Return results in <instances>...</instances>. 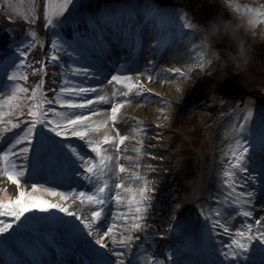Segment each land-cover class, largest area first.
Segmentation results:
<instances>
[{
    "label": "rangeland",
    "instance_id": "374dc122",
    "mask_svg": "<svg viewBox=\"0 0 264 264\" xmlns=\"http://www.w3.org/2000/svg\"><path fill=\"white\" fill-rule=\"evenodd\" d=\"M85 1L86 0H75V7L70 5L69 11L66 12L64 17L60 18L61 21L70 20L73 17L72 15H74V13L77 12L79 8L84 5ZM167 1L172 2V0H167ZM24 2L26 1L17 0L16 2L14 0L12 2L13 3L12 6L9 5L8 8H5V10L7 11L6 12L4 10L3 11L4 13H7L11 18H17L16 16L24 17V15L30 16L32 14L31 13L32 5L31 7L27 6V4ZM87 2H89V0H87ZM137 2L140 3V5H145L146 0H137ZM183 2H185L183 4L188 10H190V8H188L190 5L191 8L195 11V16H197V18L202 19L204 23H208L209 21H211L212 15L215 16V18H220L222 20H225V17L227 15L225 11L222 10V6H226L228 10L230 9L232 11V14L234 16H236L239 20L243 21L247 33L249 34V36L253 38L252 41L248 39L244 40L245 45H247V43L249 42L254 45H257V43L258 45H260L261 40L264 39V23H257L254 28L249 24V19L253 16L254 13L248 10H264V5L259 4L257 0H184ZM230 10L229 12L231 14ZM100 12L102 11L100 8H98L96 14ZM169 12L175 13L177 17H179L180 15L185 16L183 14L184 11L176 6H170ZM85 15L88 14L85 13ZM141 16L142 15L139 14L140 19ZM226 19L234 25V23L229 17H227ZM193 25H195L194 29L186 30L192 34L190 40L173 39V42L170 45L164 47L163 49H157L155 47L156 38L163 37L164 35L163 33L169 31V26L159 25V27L157 28L155 22L150 21L149 26L148 24H146L148 28V30L146 28V32H147L146 44L145 45L143 44L139 52L135 54V56H133L134 59L132 60V62H128L129 65L126 66L127 73H124L122 70L124 63L127 61L128 58H131L132 56V54L130 53L132 52L130 47L126 57L122 55V58H120L117 61H113L115 62V66L114 67L111 66L110 70L106 73L107 81L112 83V78L120 74V75L131 76L133 82L139 81V84L141 82H147L151 86V89L148 90L147 92L148 94H146L138 102L134 101L133 95L137 90H139V87L134 89L133 92L129 93V97H127V99H129L131 102L129 104L124 105L118 116V120L115 122L111 121V112H108V110L105 108L104 103L99 102V97L103 96L101 92H93L85 95H73V96H68L66 94L61 93V89H63L64 87H72V86L90 87V88L94 87L99 89V85L97 84V82L95 83L92 81H88L94 77L95 67L92 62V59L87 58L86 56H88L90 53L93 52L92 48L95 49L98 48V46L94 44L93 38L90 37L91 35L90 34L85 35L83 39L76 38L77 44L74 43L72 44L73 46L71 47L68 41L66 40L64 41L62 37L60 38L58 37L57 33L59 34V30L55 29L50 37L51 43L48 42L47 47L46 44L44 46V42H45L44 39L39 41V44L43 46V49H46L48 47H51L53 40H58L59 43H61L64 46V48L59 51L61 52L63 51L64 54H65L64 49L70 51L69 56L71 58L68 56H64V57H66L69 60V64L72 65V67L69 69L68 72L62 73V76L59 79H57L59 82H62L61 84H57V83L46 84L48 88L51 90L49 94L47 93L44 94L43 87L41 89L44 96L47 99L50 98V100L53 101V104L46 103L44 105V110L47 117L49 119L51 118L54 120L61 119L53 112H52L53 114H50L47 111L49 108L55 109L57 113H65L66 114L64 118L65 120L68 118H75L77 114H87L93 116L95 112H100L103 113V115L94 116V122L108 123L109 128L105 129L103 133H98V134H101L102 137L111 135L113 137H116L117 140H119V137L121 135L127 137L123 145H119V144L114 145L115 150L118 151L119 153V159L115 169H113V176H114L113 194L115 196L117 191L122 192V190L117 189L115 187V184L119 183L121 179L124 180L125 187H128L129 185H131L133 188L137 187L138 182L130 179L131 173L133 172L145 176L149 186L152 188V192L148 193L150 197V200L148 201L149 206L146 209V213L143 216V220L142 223L140 224V228L137 231L132 232V236L134 237V239L128 242L130 245L129 247H131L133 243H135V241H138L142 235L144 234L150 235L152 237V240L151 243L149 244L150 245L149 247L158 250V252L156 253L157 258L162 259V257L165 254H163L162 256L161 252H164L169 255L170 262L171 259L173 258V255L171 256L170 253L175 251L174 250L175 248L173 247L174 244L164 243L158 237L162 236V234L164 235L172 234V232L169 233V230L173 229V226L171 225L173 221L169 219H171V216L173 212L177 209V206H181L183 204V202L181 205L177 203L178 201L180 202V197L181 196L190 197L193 194H196L197 196L207 197L209 196V194H211L210 197H213L216 200L209 199V201L215 202L214 204L216 210L218 206L222 207V205L217 204V201L218 200L222 201L224 197L227 195V191H228L222 183L223 181L222 173L226 167L227 157L225 156V153L229 143L231 142V132L227 133L225 129V125L228 122V118H230L231 114L233 113L231 107H228L226 109V111L228 112L226 113L224 118V129L223 127H220L218 131H216L217 134H219V131H221L223 138L224 135L227 137L224 138V143L228 142L226 148H223V146L222 148L219 146L216 148V149H222V151L224 150V153L222 154L224 155L223 158H221L220 155H218L220 151L217 150V155L220 158L218 160L219 161L218 164L215 163L213 159L216 145H212L211 141L214 140V138L213 139L207 138V144L209 148L208 149L209 154L207 157L204 158L197 153L198 149L196 148L198 147L199 138L194 137L193 133L196 130H198V127L202 126L203 122L200 116L204 115L202 114L203 111L197 108L196 106V103L198 102L197 97H194L192 98L193 99L192 101L190 100L189 102H187V104L190 105L189 107H187L186 104V108L189 109V111H187V114L185 116L188 122H186L184 126L180 127V125L177 126L171 122L172 116L176 115V111H175L176 107H181L182 105L185 107L184 105L185 103L183 102L184 100L183 94L186 93V90L189 86V84H186L187 78L185 77L187 76L190 77V75H188L190 72H193L192 74H194V72L197 71L199 72L202 69L209 67L210 64L214 62V60L217 58L218 53L225 58L226 57L225 49L227 48L226 46L228 44L227 42L228 41L230 42V38L228 36H223L221 38L215 39L218 45V50L214 49L213 44L211 43V47L209 51L204 52L199 47V43H198L200 40V32L198 31V29L203 27V25H201L200 23H195ZM60 26L62 25L59 24L56 27H60ZM260 26L263 28L262 30H260ZM171 31L172 30H170L169 33H166L167 36L170 34ZM259 32L261 33L259 34ZM262 41L263 42L261 44H264V40ZM24 50L26 51L28 50V48L27 49L25 48ZM212 50L216 51L217 53L216 57H212L211 55ZM200 52L204 53L203 63L201 66H195L197 64H200L199 58L197 56V53ZM52 54L53 53H48V54L46 52L44 53L45 57L46 55H48V60L47 59L45 60L47 67L49 66L50 57ZM15 59L16 58L13 57L11 61ZM33 61L34 60L30 59L28 62L32 63ZM150 61H154V63L152 64H155L154 69L151 72L152 75L151 80L148 79L149 72L147 69L148 65L150 64L149 63ZM221 65L223 66V62ZM7 66L8 67L2 68L0 70V100H3L5 96L9 95L11 90L12 82L8 80V75L11 73L14 64L11 66V62H8ZM190 66H191V71L188 70ZM222 66L220 67L222 68ZM76 67L87 68L91 71L92 75L88 77L73 76L72 69ZM173 68L180 69L183 75H177L176 73L171 72L170 70ZM32 69L33 67L31 66H28L26 69H23L24 72L22 73L25 74L26 80L17 81L22 86L27 87L29 89L28 94H30V90L32 86L37 85L40 80L38 79L37 72L34 74L32 72ZM21 70L22 69H20V71ZM28 72L30 73L29 74L30 76L27 75ZM248 73H250L249 75L252 76L251 80H254L253 72L248 71ZM225 76L226 74L224 75V71H223L221 75V79ZM66 78L70 81V84L68 85H65L64 83ZM84 81H88L90 83L87 84L84 83ZM247 81L249 82L247 83L251 85L252 81L249 80ZM26 82H30L31 85L26 84ZM112 84H113L114 93L117 87L121 88V91L126 90L123 88V86L116 85L114 83ZM209 88L210 87L206 89H204V87L199 88V95L205 91L202 96L204 100H205V96L209 97L210 91H213L212 88L210 89ZM259 97L262 98L263 96H259ZM202 98H200L201 102L203 100ZM210 98H212V95L210 96ZM124 99L126 98L123 96L120 97L116 96V102L117 101L123 102ZM63 100H72L76 103H84V104L88 103L90 100H97V103L92 105L91 108L73 109L69 107H63L62 106ZM236 100H238V98ZM252 105L254 107H252ZM172 110H174V112H172ZM235 111L236 110H234V112ZM248 111H251L252 116L248 122L246 131L243 133V137L246 138L247 142H249L250 144L256 145L254 150L255 152L254 151L250 152V157H251L250 172L252 175H258L261 176L262 179H264V149L259 147L261 141V135L262 133H264V106L257 107L252 103V100L243 97V100L239 108V114H243V116L242 117L237 116L233 125H238L239 123H243V117L244 115L247 114ZM9 118L12 119L13 121L23 122L18 126L17 129L11 130L12 133H17V134L18 132L23 131V128L26 127L27 124L30 122V118L27 117V108L22 109L20 116H16L15 114H13L11 117H4V119H9ZM61 122H64V120H62ZM212 125H214V123H212ZM182 127L185 130H188L189 132L184 133L186 131ZM192 128L193 130L190 131V129ZM212 128H215V126H212ZM116 129H119V132H117ZM133 129H140V131L137 132L134 131ZM259 132H261V134H259ZM33 137H35V135ZM138 140L140 141L139 145H137ZM216 142H219V140L216 139ZM25 143L30 151V147L33 145V140L27 141ZM0 147H6L3 141H0ZM137 147H140L142 150V154L139 156H137V153L134 151V149H136ZM190 148H194V149H190ZM27 157L28 154L25 155L23 159H19V158L17 159V164L23 165L25 172L28 167ZM191 157H193L194 160H196L197 162V163L195 162V165L194 164L192 165L193 167L189 163ZM177 159H179L180 162L176 163L175 166H173V164L176 162ZM137 162H139L140 164L139 168L136 167ZM158 162H160V164ZM119 164H123L125 166L126 168L125 173L119 172ZM33 169L34 172H31L33 171ZM170 169L172 170L175 169V174H169V177H171L172 179L175 178L176 180L178 178V180H180L183 183L186 182V178L194 177L195 185L193 186V190L187 193L186 190H183L182 187H180V189H178L180 191L172 195L170 192L172 190L171 184L170 182H168L169 180L167 181L163 175L166 170H170ZM29 172H30L29 174L25 173V176L28 178L30 183H39L44 187L48 188V186L43 183L41 179L42 176L37 174L38 168H32ZM174 175H177V178L174 177ZM212 179L215 180L214 181L215 190L214 192L211 193L209 191V186ZM2 180H8V179L6 176L0 174V181ZM9 182L11 183L10 180ZM3 188L9 189L10 190L9 194L11 195H18V186L16 190H13V188L10 187L9 185H0L1 196L3 195ZM169 189L171 190L169 191ZM249 190L256 191L259 193L257 197H255L254 199L253 202L254 208L251 209L254 210L255 216L251 218L236 216L235 219H233L232 216L235 214L236 209L235 208L227 209L229 214L224 216L222 219L223 222H226L228 224V227L232 229L231 234L225 233L222 228L216 227L214 229L212 227L213 219H221V218L215 217L213 215L211 216V219L204 220L206 214L207 213L209 214L208 210H210V207L207 208V205L205 203H203L202 207L199 208V211L201 213L202 212L204 213V215L202 216L205 217H201V214L193 206L189 208L190 213H188V215L182 216L183 220H185L186 222L190 220V224L191 222H193V219L195 221L196 219H200V224L197 229V232L199 233L203 232L204 241L201 239L200 242L204 246H206L207 250L209 251L208 252L209 255L206 252L205 254L206 259L204 260V262H207V264H229V262L224 260L223 256L221 255V252L228 250L226 245L232 243V240L235 237V233L241 229L246 228L245 227L246 224L250 223L251 221H254V223H256L257 221H264V190L261 189V185L258 182H250V188L237 189L238 192L239 191L247 192ZM57 191L65 192L62 190H57ZM122 195H127V194L122 192ZM45 198L50 199L57 203H61L66 207L71 205V207L69 208L70 211H76L78 215L83 214L85 219L92 220L91 218H89L90 210H91L90 206L85 207L83 204H81V202L78 199L74 198L72 201H64L62 197H48L47 195H45ZM174 199H178V201ZM112 206H113V213L110 216V221L107 222V228H108L107 230H111L112 224L115 223L117 225L116 237H109V239L104 242L109 244V249L112 254L114 251H120L124 254L122 258L126 260L130 255L129 247H117L113 243V240L115 238H118L120 232L123 231L122 228L123 221L117 220L116 217L122 214L125 211V209L123 206H118L115 201L112 204ZM212 212H214V210H212ZM42 213L44 214L47 212H42ZM48 213H51L52 215L51 218L57 219L58 221L62 220L63 218L71 217L68 216L66 213L59 212L58 210L55 209L49 211ZM47 220L49 222H53L52 220L49 219ZM205 221H207L208 228L207 226H205ZM24 223L25 220H23V224H21L19 227H16L14 225L13 229L16 230L26 229ZM59 223L60 225L58 224L54 225V230L52 231L53 234L63 230L67 231L65 228H63V225H61V221H59ZM167 223L168 225L170 224L172 227L166 230ZM34 226L37 227V225ZM38 226L45 228V227H50V224L48 222L41 221V223H39ZM194 226L196 227V224H194ZM27 227L29 230L31 229V227L29 226ZM260 228L264 231V224H261ZM85 229L87 230V228ZM6 234L8 233H5V235ZM105 235H107V233ZM105 235L103 233L101 237H104ZM1 238L2 237L0 236V239ZM257 242L259 241L258 240L252 241V243H257ZM179 246L181 248L178 251L181 250L183 251L184 249H188L190 244L187 245L180 244ZM206 255H208V257H206ZM1 262L2 261H0V264H2ZM184 264H187V261L186 262L184 261Z\"/></svg>",
    "mask_w": 264,
    "mask_h": 264
},
{
    "label": "snow or ice",
    "instance_id": "6c2138e0",
    "mask_svg": "<svg viewBox=\"0 0 264 264\" xmlns=\"http://www.w3.org/2000/svg\"><path fill=\"white\" fill-rule=\"evenodd\" d=\"M32 8L31 15H24V19L29 23L36 22L35 15V0H31ZM75 7V0H46L44 4V27L55 28L61 24V17H64L66 12L69 11V7ZM253 12V16L249 19V24L254 28L257 23H264V10H248ZM139 14L143 16L144 20L154 21L157 28L161 23H166L169 28L172 29L167 37H158L155 40V47L157 49H163L170 45L173 39L176 40H190L191 33L186 30L195 28V25L190 23L185 16L180 15L177 17L175 13L165 12L156 7L151 0H146L143 8L138 10ZM137 10L132 9H118L110 10L105 9L103 12L98 13L95 17H90V22L94 25L99 26L103 32L107 28H112L113 31L122 34L129 42V46L133 52L137 50L140 45V32L139 26L135 34L130 28L124 27L126 23L131 22L135 19ZM32 40L30 41L28 50L36 46L37 34L35 31L29 33ZM57 35H59L57 33ZM135 40V45L131 44V41ZM64 46L59 43L58 40H53L51 49L53 54L50 57L51 62H58L60 56L56 53L63 49ZM66 51V49H64ZM16 55L23 57L14 64L11 73L8 75V80L12 82L10 94L5 96L3 100H0V141L6 145V147H0V174L6 176L13 185L18 186V195H11L7 188L3 189V195L0 196V236L5 233H9L10 229H13L14 225L19 227L23 224L22 218H26L27 213L31 212H49L53 209L59 212L66 213L68 216L79 219L87 228L88 233L95 235V228L101 225L102 217L105 209L104 205L107 203L106 193L109 190V179L108 174L112 171V165L114 156L109 154V150L105 148V145H123L126 136L121 135L119 140L111 135L104 136L103 139L94 138L95 134L103 133L105 129L109 128L108 123H96L94 122V116H101L103 113L95 112L93 116L87 114H77L75 118H65V113H57L55 109L49 108L48 112H53L61 119H49L45 113L44 105L52 104L53 101L48 100L42 90L43 76L37 85L32 86L29 93L27 87L22 86L17 81H25L26 76L20 69L26 66V58L28 51L24 50V46L18 47L15 50ZM200 64L195 66H201L204 59V53H197ZM40 67L39 71L44 72L45 63L38 61ZM150 64L154 61H150ZM191 71V66L188 69ZM177 75H183L181 70L173 68L170 70ZM35 74L36 68L32 69ZM73 76H91L92 73L87 68L76 67L72 69ZM148 79H152L151 73L148 75ZM65 85L70 84V81L66 78L64 81ZM112 83L123 86L125 91H121V88L115 89V95L117 97L123 96L126 99L123 102L117 101L115 107L111 109V121L115 122L118 120V116L124 105L129 104L131 101L127 99L129 93L133 92L134 89L139 87V91L135 93L136 96H140L141 92L145 91L139 81L133 82L131 76L127 75H116L112 78ZM100 91L97 88L90 87H64L61 89L62 94L68 96L73 95H85L93 92ZM100 103H111L112 99L108 95L99 97ZM97 100H90L88 103H76L72 100H63L62 106L73 109H85L91 108L92 105L96 104ZM27 108V117L30 118V122L23 131L12 133V129H17L18 126L23 123L22 121H13L12 119H4V117H11L13 114L16 116L21 115L22 109ZM252 116L251 111H248L243 117V123L234 125L231 131V142L229 143L225 156L226 167L222 173L223 185L226 187L227 195L222 201L218 200L217 209L212 215L221 219H213L212 227L222 228L225 233L231 234L232 229L228 227L226 222H223V217L228 215L227 209L235 208V214L232 216L235 219L236 216H242L245 218H251L255 216L254 210V199L259 194L256 191H237L238 188H250V182H258L261 185V189L264 190V179L258 175H252L250 172V152L255 150L256 145L247 142L246 138L243 137V133L247 129L248 122ZM64 120V122H61ZM43 125L48 129L49 132L55 133L57 137L73 136L78 137L80 140L85 141L87 146L91 149L92 153L96 156L84 154L78 147L73 146L71 143L62 144L63 149H67L66 156L69 165L79 169H83L84 179L89 183L95 184V190H89L88 192H60L53 188H47L39 183H30L28 178L25 176V170L23 165L17 164V159H23V157L29 154V148L26 146L27 141L33 140V129L36 125ZM134 131H140V129H133ZM119 132V129H116ZM140 141H137V145ZM259 147L264 149V133L261 135V141ZM137 156L142 154L140 147L134 149ZM72 157H75L73 160ZM98 157L99 159L97 160ZM131 159V158H129ZM77 161L79 164L77 165ZM136 167L139 168L140 164L137 162ZM150 167V166H148ZM119 172L125 173L126 168L123 164H119ZM243 174V175H241ZM131 180L137 183V187L133 188L131 185L128 187L124 186V180L121 179L119 183L115 184L117 189L122 190L127 195H122L121 191H117L113 199L118 206H123L125 211L116 217L117 220L123 221V231L120 232L119 237L113 240L114 245L117 247H129V241L134 239L132 232L137 231L142 223L143 216L148 208V201L150 197L148 193L152 192V188L149 186L145 176L139 175L136 172L131 173ZM30 189V191H29ZM48 197H62L64 201H72L74 198L78 199L81 204L85 207L94 206L92 208V216L94 220L85 219L84 215H77L76 211H70L68 207L61 203L54 202ZM201 215H204L202 212ZM206 219H211L210 216H206ZM264 224V221H257L256 224L249 223L246 228L241 229L235 233V237L231 244L226 245L227 251H222L221 255L224 260L229 264H240V258L246 257L249 248L253 240H258L264 243V231L260 230V225ZM117 225L112 224L111 230H106L107 235L103 239H97L96 244L102 248H109V244L105 243L109 237H116ZM255 229V231H254ZM6 241L0 240V244H5ZM41 255H46L41 253ZM113 255L116 257L115 261L107 260L104 264H125L123 253L120 251H114ZM139 264H163L162 261L157 260L153 255H147L146 260L144 256L136 257ZM17 264H24V262L17 261ZM32 264H42V261L38 258H33ZM59 264H63L60 261Z\"/></svg>",
    "mask_w": 264,
    "mask_h": 264
},
{
    "label": "trees",
    "instance_id": "16d2710c",
    "mask_svg": "<svg viewBox=\"0 0 264 264\" xmlns=\"http://www.w3.org/2000/svg\"><path fill=\"white\" fill-rule=\"evenodd\" d=\"M14 0H0V65L1 63L4 61V59L8 56H10L13 52H15V50L20 46L21 47V43L22 42H18V40H20V38L22 36L25 35H29V33L31 31H35L38 36H45L48 40H50L51 34L52 32L55 30V28H45L44 24H45V20H44V4H45V0H35V4H36V8H35V15H36V22L33 23H29L27 20H25L23 18V16H16L17 18H11L7 13H4V11L6 12L7 10H5V8H8L9 5L12 6V2ZM17 2V0H15ZM27 4V6L31 7V0H25ZM159 1L161 0H152V2L154 4H157ZM257 2L259 4H263L264 5V0H257ZM116 6V5H114ZM112 5V8L114 7ZM245 6V5H244ZM4 10V11H3ZM230 10V9H229ZM228 8L226 6H224V11L229 13L230 19L232 20V22L234 23V25H240L238 32H239V36L240 38L244 41V40H250L252 41L253 38L251 36H249V34L247 33V30L244 27V23L242 20H239L236 16H234L232 14L231 11V15L229 12ZM243 10V7H242ZM237 20H236V19ZM189 19L191 21H196L198 20L197 16H195L194 14L191 15L189 17ZM242 22V23H241ZM82 25V18H79L76 20L75 23L69 24L67 23L64 28L66 35H72L73 32L79 31L80 27ZM63 28V26L61 27ZM52 29V30H50ZM263 28L260 26V30H262ZM261 32H259L260 34ZM243 34V35H242ZM31 38V36H30ZM32 40V38L29 40L27 39L26 41H24V43H22V46H24V49L28 48L27 46L29 45L30 41ZM264 40V39H262ZM261 40V43L263 42ZM245 42V41H244ZM249 42V41H247ZM228 43V44H227ZM227 44V48L225 49L226 52L228 51H233L234 50V43L232 42V40L230 39V42L228 41ZM258 45H254L252 43H247L246 47L248 48L249 54H250V58H249V62L246 66V68L242 71L240 70H236L231 63L227 62V57H222L221 54L218 53L217 58L214 60V62H212L210 64L209 67H207L206 71L204 72H195L194 74L187 76L185 78H187V82L186 84H189L186 93L183 94L184 95V100L183 102L186 104L187 102H189L190 100L192 101L194 97H197L198 102L196 104L197 108L201 109L203 111L201 115V119H202V126L198 127V130H196L193 133V136L196 138H199V146H200V150L202 152V154L207 157L209 152H208V144H207V138L209 139H213L211 142L214 143L215 146V151H214V155H213V159L214 161H217L219 159V156L217 155V150L216 149L218 146L221 147L222 145H224V137L222 136V132L219 131V134L216 133V131H218V129L220 127H223L224 129V118L225 115L228 111H226V109L228 107H231L233 113L231 114L230 118H228V122L225 125V129L227 133H230L231 129H232V125L233 122H235L236 117H242L243 114H239V103H240V96L242 93H247L246 98L252 100V103L255 106H264V44ZM33 51H35V49H31L30 51H28V56L26 58V66L22 67L21 71L24 72L23 69L27 68V64L28 61L31 59L30 56H32V54H35ZM48 51L52 52L51 48H48ZM33 52V53H31ZM225 52V51H224ZM58 53L64 57V53L63 51H58ZM23 58V57H22ZM223 62V66L221 65ZM222 66V68L220 67ZM262 66V67H260ZM226 68H230L236 72H238L239 74V79L241 80V84L243 85V87L245 89H247L245 92H240V94L238 95V100L230 97H222L220 95H218L216 92L214 91H210V96L212 95V98H210V96H205V100L202 98L203 93H201L199 95V88H203L206 89L208 87L212 88L214 85L221 79V75L224 71V75H225V70ZM223 69V71H222ZM251 69V70H249ZM248 71L253 72L254 74V80H251L252 76L249 75L250 73H248ZM30 73L28 72L27 75H29ZM62 76V73L56 68V67H51L46 74V83H52L53 80L55 79H59ZM252 81L251 85H249L248 81ZM248 82V83H247ZM196 85V86H195ZM209 88V89H210ZM248 92H252V95H249ZM255 95V96H253ZM259 96H263L262 98ZM208 97V98H207ZM200 98H202V102L200 101ZM181 106V105H180ZM200 106V107H199ZM252 107H254L252 105ZM234 110H236L234 112ZM176 111V115L172 116L171 122L174 125H180L184 126V124L187 121V119L185 118L187 111H189V109H187L184 106L181 107H176L175 109ZM172 112H174V110H172ZM212 123H214V125H212ZM189 124V123H188ZM212 126H215V128H212ZM183 128V127H182ZM184 129V128H183ZM185 130V129H184ZM192 129H190V131H192ZM187 133L189 132L188 130H185ZM192 133V132H191ZM224 135V133H223ZM216 139L219 140V142H216ZM168 181V180H167ZM175 186V185H174ZM172 186V187H174ZM179 187V186H178ZM170 191V190H169ZM0 196H1V192H0Z\"/></svg>",
    "mask_w": 264,
    "mask_h": 264
},
{
    "label": "clouds",
    "instance_id": "9594fccd",
    "mask_svg": "<svg viewBox=\"0 0 264 264\" xmlns=\"http://www.w3.org/2000/svg\"><path fill=\"white\" fill-rule=\"evenodd\" d=\"M239 27L240 25H233L222 19L209 21L207 26L198 29L200 32L199 47L204 52H208L213 39L228 36L234 43V50L226 52L227 62L231 63L236 70L242 71L249 62L250 54L245 42L239 36ZM211 55L216 57V51L212 50Z\"/></svg>",
    "mask_w": 264,
    "mask_h": 264
},
{
    "label": "water",
    "instance_id": "95a60500",
    "mask_svg": "<svg viewBox=\"0 0 264 264\" xmlns=\"http://www.w3.org/2000/svg\"><path fill=\"white\" fill-rule=\"evenodd\" d=\"M227 17H225L226 20ZM236 74L231 72L230 70L227 71V74L223 80H221L216 86L215 90L219 93L222 94L223 96L225 95H234L235 92L240 89L238 86V82L235 81Z\"/></svg>",
    "mask_w": 264,
    "mask_h": 264
},
{
    "label": "bare ground",
    "instance_id": "6f19581e",
    "mask_svg": "<svg viewBox=\"0 0 264 264\" xmlns=\"http://www.w3.org/2000/svg\"><path fill=\"white\" fill-rule=\"evenodd\" d=\"M149 88H151V87H149ZM99 136H100V135L94 136V138L97 139V138H99ZM107 149L109 150V152H110V150H112L111 147H108ZM0 185H9L10 187L13 188V190H16V188H17V186L11 184V183L9 182V180H2V181H0ZM148 241H149V237H141V239H140L138 242L134 243V244H136V246L142 245V246H140V247L137 248V251H140V249H144V248H145L144 245H148V244H147ZM97 246H98V245H97ZM137 251H136V252H137Z\"/></svg>",
    "mask_w": 264,
    "mask_h": 264
},
{
    "label": "flooded vegetation",
    "instance_id": "af4514ba",
    "mask_svg": "<svg viewBox=\"0 0 264 264\" xmlns=\"http://www.w3.org/2000/svg\"><path fill=\"white\" fill-rule=\"evenodd\" d=\"M211 18H212L211 21L220 20V18H215V16H213V15Z\"/></svg>",
    "mask_w": 264,
    "mask_h": 264
}]
</instances>
